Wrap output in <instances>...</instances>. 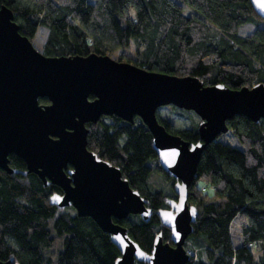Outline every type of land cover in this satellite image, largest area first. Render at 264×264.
<instances>
[{
  "label": "trees",
  "instance_id": "1",
  "mask_svg": "<svg viewBox=\"0 0 264 264\" xmlns=\"http://www.w3.org/2000/svg\"><path fill=\"white\" fill-rule=\"evenodd\" d=\"M0 5L12 11L19 32L30 40L39 27L47 30L43 54L48 56L96 53L123 61L122 52L135 44L136 59L127 62L149 71L232 89L264 84V19L251 0H0ZM246 24L256 30L243 37L239 30ZM38 102L48 104L46 98ZM171 111L196 123L188 110L172 106ZM157 115L170 132L191 143L201 140V120L175 127ZM228 125L242 148L219 139L208 144L189 188L196 219L186 246L196 253L188 264H264V120L236 115ZM86 127L87 149L118 167L154 212L148 223L131 215L119 223L148 253L159 233L173 244L158 211L170 208L177 196L153 186L152 179L169 180L172 191L174 180L159 164L148 126L139 116L129 122L112 115ZM8 165L15 171L0 169V261L116 264L121 253L110 234L72 207L52 203L62 194L58 186L44 185L14 154ZM239 216L243 243L236 247L232 225Z\"/></svg>",
  "mask_w": 264,
  "mask_h": 264
},
{
  "label": "water",
  "instance_id": "2",
  "mask_svg": "<svg viewBox=\"0 0 264 264\" xmlns=\"http://www.w3.org/2000/svg\"><path fill=\"white\" fill-rule=\"evenodd\" d=\"M251 4L264 19V0ZM39 98L48 104H39ZM167 105L200 117L199 142L186 141L159 121L158 109ZM112 115L143 120L153 134L160 166L174 180L176 199L158 211L173 244L159 233L151 253L119 223L130 215L150 222L154 212L147 200L118 167L87 149L86 123ZM236 115L264 120L263 83L241 89L206 86L197 77L149 71L108 55L48 56L19 32L12 11L0 5V169L15 171L8 165L14 154L44 185L58 186L62 194L53 196L52 203L73 207L77 216L90 217L110 234L121 253L116 264H188L192 255L186 241L196 219L189 188L204 149L230 132L228 122Z\"/></svg>",
  "mask_w": 264,
  "mask_h": 264
},
{
  "label": "rangeland",
  "instance_id": "3",
  "mask_svg": "<svg viewBox=\"0 0 264 264\" xmlns=\"http://www.w3.org/2000/svg\"><path fill=\"white\" fill-rule=\"evenodd\" d=\"M255 30H256V26L254 24H246L240 28L239 34L243 37H247V36L252 35L255 32ZM46 35H47V30L44 27H39L36 32V35L31 39L33 46L42 53H43V45L46 39ZM122 53H123V57L121 60L125 62H127L128 60H135L137 56L135 44H131V46L128 49L124 50ZM113 58L118 59V60L120 59L119 57H113ZM171 107L172 105L161 106L158 109V114L161 115L163 118L170 119L172 123L175 125V127L196 126L201 120L200 117L195 112L190 111L192 114L193 120L196 122V123H193L192 119L188 117H183V115L181 114L172 113ZM218 139L224 143H228L233 146L242 148L241 142L235 136L233 131H230L226 134L221 135L220 137H218ZM152 183H153V186L157 188H162L166 194L175 195L174 189L172 191L171 182L169 180L161 179L160 177L155 175L154 178L152 179ZM131 216H132L131 218H133V216H138V215H131ZM241 225H242V221L239 216L235 218L233 225H232V240H233L234 246L236 247L242 245L243 243ZM186 249L189 251L191 255H195L196 253L195 250L190 249L187 246H186ZM253 252L255 254V257L259 258L260 252L256 248H253Z\"/></svg>",
  "mask_w": 264,
  "mask_h": 264
},
{
  "label": "built area",
  "instance_id": "4",
  "mask_svg": "<svg viewBox=\"0 0 264 264\" xmlns=\"http://www.w3.org/2000/svg\"><path fill=\"white\" fill-rule=\"evenodd\" d=\"M207 186H203V190H206Z\"/></svg>",
  "mask_w": 264,
  "mask_h": 264
},
{
  "label": "flooded vegetation",
  "instance_id": "5",
  "mask_svg": "<svg viewBox=\"0 0 264 264\" xmlns=\"http://www.w3.org/2000/svg\"><path fill=\"white\" fill-rule=\"evenodd\" d=\"M70 168V167H69ZM73 208V207H72ZM74 209V208H73ZM74 211H75V209H74ZM75 213H76V211H75Z\"/></svg>",
  "mask_w": 264,
  "mask_h": 264
}]
</instances>
